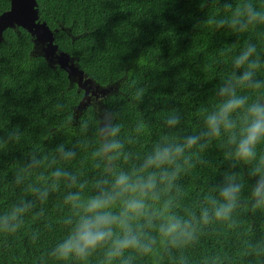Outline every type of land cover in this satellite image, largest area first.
Returning <instances> with one entry per match:
<instances>
[{"label":"trees","instance_id":"obj_1","mask_svg":"<svg viewBox=\"0 0 264 264\" xmlns=\"http://www.w3.org/2000/svg\"><path fill=\"white\" fill-rule=\"evenodd\" d=\"M40 22L54 32L60 52L72 58L85 76L107 94L100 114L106 109L117 114L114 122L123 125L122 136H135L137 118L149 123V132L141 134L132 149L146 151L165 133L163 120L177 110L180 128L185 133L197 130L201 110L215 102V88L232 71V58L246 42L256 44L264 59V25L247 33L216 29L206 23L212 17L230 15L225 0H36ZM235 7L239 0H231ZM264 9V0H253ZM10 8V0H0V15ZM264 79V69L258 72ZM138 93H140L138 95ZM91 94V93H90ZM84 91L56 65H50L36 52L31 35L22 28L7 29L0 43V136L10 129L22 132L19 144L0 146V211L24 195L13 187L18 163L33 149L47 152L57 144L75 139L71 127L52 138L55 131L76 116L94 121L96 113L89 102H81ZM64 107L57 110L56 105ZM213 141L203 154L207 166L196 162L182 176L180 184L185 202L199 199L210 183L219 181L226 165ZM264 150V145H261ZM81 153L65 165L92 174L91 162ZM60 193H54L44 205L45 216L26 217L25 226L16 234H0V264H40V258L66 234L59 221L67 214ZM51 223L52 230L44 225ZM40 229L33 244L29 234ZM264 240V214L242 213L235 225L217 224L201 243L190 250L193 264L205 256H218L220 264H264V254L256 255L249 242ZM49 264H57L49 260ZM64 264V262H60Z\"/></svg>","mask_w":264,"mask_h":264},{"label":"clouds","instance_id":"obj_2","mask_svg":"<svg viewBox=\"0 0 264 264\" xmlns=\"http://www.w3.org/2000/svg\"><path fill=\"white\" fill-rule=\"evenodd\" d=\"M222 6L229 16L206 21L216 29L247 33L264 25V9L253 0H239L235 7L225 0ZM262 69L256 44L246 42L232 58L231 73L214 90L216 102L201 110L197 130L185 133L173 110L163 120L165 133L143 153L131 147L149 132L143 115L135 123L136 135L122 136V123L114 122L117 114L106 109L100 114L103 98L91 99L94 121L74 116L47 136L71 127L74 140L47 152L33 149L18 163L11 183L24 195L0 211V234H16L29 215L44 217V205L63 189L67 214L59 223L66 234L40 264H193L190 250L213 226L235 225L242 213L264 214V79L257 75ZM63 107L56 105L57 110ZM21 137L19 128L10 129L0 136V146L19 144ZM213 141L226 165L221 179L199 199L185 202L180 180L194 166V156L207 166L203 154ZM82 152L93 171L86 179L65 167ZM44 227L52 230L51 223ZM40 235V229H33L29 238L35 244ZM248 246L264 254V240ZM198 264H220V258L205 255Z\"/></svg>","mask_w":264,"mask_h":264},{"label":"water","instance_id":"obj_3","mask_svg":"<svg viewBox=\"0 0 264 264\" xmlns=\"http://www.w3.org/2000/svg\"><path fill=\"white\" fill-rule=\"evenodd\" d=\"M22 28L33 38L34 48H39V54L50 65H56L63 70L70 80L75 79L79 89L84 91L81 102L87 100L89 92L97 97V93L107 94L106 88H100L87 78L75 61L66 53L60 52L55 44L54 32L45 22L39 21L36 0H10L8 11L0 15V43L7 29ZM89 100V98H88Z\"/></svg>","mask_w":264,"mask_h":264},{"label":"rangeland","instance_id":"obj_4","mask_svg":"<svg viewBox=\"0 0 264 264\" xmlns=\"http://www.w3.org/2000/svg\"><path fill=\"white\" fill-rule=\"evenodd\" d=\"M36 52L39 53V48L36 49ZM72 82L76 84V80L72 79Z\"/></svg>","mask_w":264,"mask_h":264},{"label":"flooded vegetation","instance_id":"obj_5","mask_svg":"<svg viewBox=\"0 0 264 264\" xmlns=\"http://www.w3.org/2000/svg\"><path fill=\"white\" fill-rule=\"evenodd\" d=\"M90 95H91V94H90V92H89V96H90ZM88 98H89V97H88ZM88 98H87V100H86V101H87V103L89 102ZM95 98H96V97H95ZM89 99H90V98H89Z\"/></svg>","mask_w":264,"mask_h":264}]
</instances>
